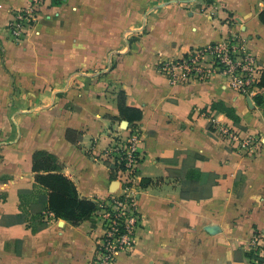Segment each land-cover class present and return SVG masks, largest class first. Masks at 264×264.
Here are the masks:
<instances>
[{"label":"crops","instance_id":"crops-1","mask_svg":"<svg viewBox=\"0 0 264 264\" xmlns=\"http://www.w3.org/2000/svg\"><path fill=\"white\" fill-rule=\"evenodd\" d=\"M30 1L0 0V264L91 263L100 224L35 220L49 195L36 186L33 155H56L81 198L121 194L103 161L126 121L120 90L143 112L135 126L142 223L136 249L117 264H254L250 242L264 236V87L249 98L221 76L172 84L158 64L237 36L264 73V0H63L16 40L8 26ZM206 111L260 136L258 153L231 148ZM68 129L80 141H69Z\"/></svg>","mask_w":264,"mask_h":264},{"label":"built area","instance_id":"built-area-1","mask_svg":"<svg viewBox=\"0 0 264 264\" xmlns=\"http://www.w3.org/2000/svg\"><path fill=\"white\" fill-rule=\"evenodd\" d=\"M54 0H31L28 6L14 11L9 24L12 36L19 40L32 31L41 19L42 12ZM159 71L172 84L205 82L221 76L238 94L254 98L262 94L263 67L258 57L245 50L242 40L235 36L205 46L194 47L181 58L161 61ZM211 131L228 141L238 153L253 156L258 153L262 138L257 134L243 135L235 128L223 124L212 111H206ZM124 130V131H123ZM139 128L123 127L112 137L103 154V161L111 167L121 194H112L93 220L100 224L102 233L96 241L95 254L90 264H117L119 253H132L137 246V233L142 223L139 209L136 178L142 161ZM54 218L53 213H47ZM250 249L254 264H264V236L254 234Z\"/></svg>","mask_w":264,"mask_h":264},{"label":"trees","instance_id":"trees-1","mask_svg":"<svg viewBox=\"0 0 264 264\" xmlns=\"http://www.w3.org/2000/svg\"><path fill=\"white\" fill-rule=\"evenodd\" d=\"M62 3L63 0H54L55 5ZM260 20L264 24V9L260 13ZM261 86L264 87V73ZM258 103H261V100H258ZM118 106L120 111L119 119L130 122V127H135L137 122L143 117L141 109L127 104V95L124 90H120L118 94ZM212 108L226 113L234 120H238L234 110L221 102H215ZM66 138L72 143H77L82 137L81 133L68 129ZM33 170L35 172L36 186L47 190L49 195L47 211L35 216V220L37 219L39 224H43L48 220L46 218L47 213H53L56 219H65L73 225H79L85 220L93 219L95 213L103 208V202H96L79 196L76 184L64 174L63 166L56 155L47 151H36L33 155ZM113 177H115L114 174ZM23 196V194H20L22 199ZM33 224L30 223V226L35 231L38 229V224ZM252 257H254L253 252Z\"/></svg>","mask_w":264,"mask_h":264},{"label":"water","instance_id":"water-1","mask_svg":"<svg viewBox=\"0 0 264 264\" xmlns=\"http://www.w3.org/2000/svg\"><path fill=\"white\" fill-rule=\"evenodd\" d=\"M127 126H128V122L124 121V127H127Z\"/></svg>","mask_w":264,"mask_h":264},{"label":"rangeland","instance_id":"rangeland-1","mask_svg":"<svg viewBox=\"0 0 264 264\" xmlns=\"http://www.w3.org/2000/svg\"><path fill=\"white\" fill-rule=\"evenodd\" d=\"M44 14H42L41 18L43 17ZM41 20V19H40ZM9 27V26H8Z\"/></svg>","mask_w":264,"mask_h":264}]
</instances>
